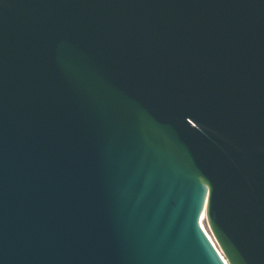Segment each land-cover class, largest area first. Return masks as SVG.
I'll list each match as a JSON object with an SVG mask.
<instances>
[{
    "label": "water",
    "instance_id": "1",
    "mask_svg": "<svg viewBox=\"0 0 264 264\" xmlns=\"http://www.w3.org/2000/svg\"><path fill=\"white\" fill-rule=\"evenodd\" d=\"M0 264H264V0H0Z\"/></svg>",
    "mask_w": 264,
    "mask_h": 264
},
{
    "label": "bare ground",
    "instance_id": "2",
    "mask_svg": "<svg viewBox=\"0 0 264 264\" xmlns=\"http://www.w3.org/2000/svg\"><path fill=\"white\" fill-rule=\"evenodd\" d=\"M204 220H205V216H203V218H202V220H201V225L203 226L205 232L210 236L209 231L207 230V228H206V226H205ZM210 237H211V236H210Z\"/></svg>",
    "mask_w": 264,
    "mask_h": 264
},
{
    "label": "built area",
    "instance_id": "3",
    "mask_svg": "<svg viewBox=\"0 0 264 264\" xmlns=\"http://www.w3.org/2000/svg\"><path fill=\"white\" fill-rule=\"evenodd\" d=\"M210 237V236H209ZM210 239L212 240V242H213V244H214V246L216 247V249L218 250V252L222 255V252H221V250L219 249V247L217 246V243L215 242V240L212 238V237H210ZM223 256V255H222Z\"/></svg>",
    "mask_w": 264,
    "mask_h": 264
},
{
    "label": "rangeland",
    "instance_id": "4",
    "mask_svg": "<svg viewBox=\"0 0 264 264\" xmlns=\"http://www.w3.org/2000/svg\"><path fill=\"white\" fill-rule=\"evenodd\" d=\"M204 223H205V226H206L207 230L209 231L210 236L213 238V236H212V234H211V231H210V229H209V227H208V224H207V222H206V219L204 220Z\"/></svg>",
    "mask_w": 264,
    "mask_h": 264
}]
</instances>
